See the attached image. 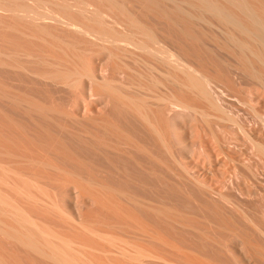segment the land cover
<instances>
[{
    "label": "rangeland",
    "instance_id": "1",
    "mask_svg": "<svg viewBox=\"0 0 264 264\" xmlns=\"http://www.w3.org/2000/svg\"><path fill=\"white\" fill-rule=\"evenodd\" d=\"M42 1L47 2V0H42ZM108 1H110V0H108ZM112 1L113 0H111V2ZM114 1L115 2H113V3L115 4L114 5L115 7L117 5H121L119 7H122L124 4L125 5L127 4V6H123V8L125 10L127 9L126 7H128V10H126L127 12L135 15V17L139 16L138 19L140 18L139 20H142V22L145 23L148 27L150 26L151 29L153 27V30H155L154 32L157 33V35L159 36L157 39H159V38H160V40L163 39L162 42L164 44L166 42V44L170 47V49H173L172 51H174V52L177 51L176 53L180 54L185 61L187 60L188 63L190 61V65L192 64L193 67L199 69L200 71H203L204 73L208 72L206 74H208L209 76L211 74L212 77L215 75V73L217 71H221V69H222V71H224V73L227 76L230 75L231 77H234L238 81L237 84L235 85V87L233 85H230V83H229L230 87L228 86L229 88L227 90V93H224V94H222L221 91H219V89L213 87V90H214L213 93L217 97L219 103H221V105L223 107H225L227 110H229L231 113L234 114V115L233 114L232 115H233V117H235L236 120H238L239 122L245 123L247 127L253 128L256 131L257 134L255 133V136H254L255 139L260 140V141H264V123H263L264 121L263 120L261 121L260 118L255 115V113L252 109L253 106H255V107H257L256 109H258L260 112L264 113V93H263L264 87L260 86L256 82L249 81L242 74V72H239L238 70H236L237 59L230 52L227 53L226 48L222 49L223 46H222L221 42L224 40L225 36L223 34H225L227 32V28H225L223 25H221L217 20H215L210 15L205 13V16H204L203 15L204 13H202L200 10H198V9L194 10V8L192 6L189 7L190 5L186 4L185 2L183 3V0H181L182 2L180 0H171V1L170 0L169 1L168 0H160V1L156 0V2H157L156 6L151 7V10L148 9V7L144 5V2H142L140 0H133V1H131V0H120L121 2H118L119 4L117 3V1H119V0H114ZM163 1L165 4L163 3ZM176 1H178V2L180 1L179 5H178V2H176ZM219 1L221 3L223 2V0H219ZM263 1L264 0H260V1L259 0H249L247 2L250 3V5L252 3L251 7H253V9L257 10L258 5L260 6L261 4H263V6H264ZM124 2H126V3H124ZM174 2H176L177 4H175ZM27 4L31 5L34 8H38V9L40 8L39 9V11L41 10L40 12L46 11L47 8L45 9V6L51 7L53 5V4H51V5L41 4V6H39V4L34 2V0H27ZM222 4H225V3L223 2ZM255 4H256V6H255ZM114 6L110 5L108 2H105L104 5L98 4V8L101 9L100 10L101 13H100V11H99V13L101 15L102 14L107 15V14H111V13L116 14V15L119 14L118 9L114 8ZM175 8H178V9L176 10ZM185 8H188V9H185ZM109 9L110 10L115 9V10H114V12L111 10V12H110ZM104 10H105V12L102 13V11H104ZM130 10L132 12H134L135 14L131 13ZM158 10H159V12H158ZM188 10H191V11H188ZM107 11H108V13H107ZM180 11H183V12H180ZM69 12L71 15H74L75 17H79V18L81 17L80 13L76 10H70ZM136 12L138 13V15ZM139 12H140V14H139ZM174 12H175V14H174ZM187 12H189V14ZM235 12H236V10H235ZM161 13L162 14L164 13L163 16ZM179 13H180V15H179ZM169 14H170V16H169ZM193 14H194V16H193ZM15 15L16 14L11 13L10 11H6V10H3L0 8V22H1L0 23V31H1L0 32V42H1L0 43V59H1L0 60V117H1L0 118V159H1L0 162L2 164L5 163L4 164L5 166H8L12 163L10 165L11 167L17 169L20 172L23 171L24 175L26 174L27 176H29V175L33 176V178H35L36 180H34L32 177H30V178H32L34 181L44 183V185H46L47 188L49 186V189H50V191L48 189V191L50 192L49 194L50 195L53 194L52 199L55 197L54 199L56 200V203H58V205L63 207L64 211H67V210L72 211L75 209H79L80 211H82V213H80L81 215L84 214L83 216H86V217L90 218L91 220H94L95 222H98L100 224H103L104 222H105V224H114L115 227L117 228L116 229L114 227L115 231L117 230L118 232H122L123 230H127V231H129V232L126 231L127 234H125V231H123L122 233L128 237L133 234L135 236V237L131 236L133 239L135 238V240L141 241V242L144 241L142 239L136 238L137 233H134L135 232L134 230H132L130 227L127 228V225L124 223L126 221V218L123 216L122 213H119V212H117L119 214L114 213V212L110 211V209H108L107 207H103L97 203L95 205V202L93 200H91L90 197H88L89 201H88V198L82 200L81 199L82 197L79 198V200H77V198L74 195H71L68 192V189H70L69 186H71L69 184V177H67L68 175H66V172L65 173H62V172H64L65 169H69V167L71 170L75 171V169H76L77 172L81 171L80 173H82V174L84 172V176L90 177L91 179L93 178L95 181H101L105 184L107 183L106 185L107 186L109 185L108 186L109 188L112 187L114 189V187H116V190L119 191L120 195L124 199L123 201H125V202L127 200H129L128 197L134 195L133 197L135 199H137L136 200L137 201L136 210L138 209L137 212H139V214H138L139 217L141 219L146 218L145 222H148V224L150 226H153V228L158 229L163 234H166V236L169 239L171 236L170 240L172 242H173V239L175 238L174 240H176V241L173 242L174 244H177L180 246L182 245L183 247L188 249V251H192L193 253L202 254V256H204V257L205 256L206 257H214V255L216 253L215 249L220 245L219 247L223 248V254H224V256H226V260L229 259L228 261L229 262L231 261L232 262L231 264H236L232 261V259L230 257V253L227 250V247L230 245V243H232V240H233L231 238L232 233L234 230H239V229L240 230H247V231H255L257 229V227L255 228L256 225H254L252 222H249L247 220L246 213L249 214L248 216H250V217L251 216H261L262 210L264 208V161H263L264 159H260V156L258 155V153H256L257 151L254 149V146L251 143V141L248 138H245L246 136L242 135V133L239 129V126L232 121H227V120L226 121H219V120L217 121V119L213 118L212 116H210L211 117L210 119L208 118L209 120L207 122L198 113H196L192 110L188 111L186 109L187 110L186 111L185 109H183V110L182 109H174L172 112V111H169V108H167V110H168L167 111L165 109L166 107H164L162 104H160L156 100H154L155 98L153 99L154 94L157 92L156 95H159L158 93L162 94L166 91H170L171 89L174 90L173 93H175V94L179 95L180 92L178 91V88L176 86L165 83L166 85L165 84L164 85L158 84V86H160V88L157 87L158 89L155 90L156 92L152 93L149 90V86L151 84L150 78H151V75H154V74L156 75V76L154 75V77L160 78V76L157 72L152 73V72L148 71L149 73L145 77L146 79L141 78L140 76H138V77L133 76L132 74H134L133 72L135 71V69H138V71H139V69H142L141 68L142 66L140 67V65L138 63L134 62L132 59H130V58L128 59L129 56H127L125 58V55H124V57H123V55H121V54H123L121 50H118L117 48L112 47L110 45H106V46L101 45V46H103V47H101L100 44L95 43V42H91L92 41L91 39H88V37L79 33L75 29L68 27L64 22L61 23L59 21L60 22L59 23L58 21H55L54 19L48 18L47 20L45 19L41 22L39 21L38 23L39 24L41 23L39 25L38 23H36L35 21H32L29 18L28 19L27 18H21L20 19V17H18L17 15L15 16ZM148 15H149V17L151 16L152 18L151 17L149 18ZM191 15H192V18L190 17ZM200 15L203 19L200 17ZM196 16H198V17L196 18ZM141 17H143V18H141ZM199 17H200V19H199ZM205 17H207L208 20L207 19L205 20ZM18 18H19V21H18ZM189 18L191 21L188 20ZM106 20L108 22H111L108 19H106ZM106 20H104V21H106ZM160 20H162V21H160ZM195 20H196V22H195ZM32 22L35 24V26H32V25H34ZM213 22L215 23V26L219 25L218 27L221 26L222 29H221V27L218 28V27H215L214 25H211V24H213ZM39 26H41V27H39ZM42 26H44V28L46 27L47 29L50 27L48 30H51V31L48 33L46 28L42 29L43 28ZM197 26L199 27V29L197 28ZM34 27H35V29H33ZM193 28H195V29H193ZM206 30H208V31H206ZM224 30H225V32H224ZM44 31H46L47 33ZM162 31H164V32H162ZM190 31H191V33H190ZM214 31H216V32H214ZM42 32H44V34ZM217 32H218V35H216ZM222 32H224V33H222ZM23 33H24V35H23ZM45 33H46V35H45ZM194 34L196 36L197 35L198 36L196 37ZM30 35H32V36L30 37ZM39 35H41V36H39ZM189 36H192V37H189ZM199 36L203 39V41ZM167 38H168V40H167ZM196 38H198V39H196ZM65 40H68V43L71 42L70 43L71 48H68L69 44H67V41L65 42ZM197 40H198V42H197ZM219 41L221 44L219 43ZM64 43H66L67 45H65ZM74 44L76 45L77 50H76ZM169 44H171V45H169ZM194 44L196 47L194 46ZM81 45H82V47H81ZM209 46H210V48H209ZM36 47H38V48H36ZM201 47H203V48H201ZM39 48H40V50H39ZM80 48H81V50H80ZM112 48L114 49L113 51H112ZM108 49H110V50L108 51ZM183 49L188 50L189 54H187ZM100 51H101V53H100ZM29 53H31V54H29ZM47 53H49V55ZM204 53H206V54H204ZM112 54L115 56L120 54L121 56H119V58L117 56V58H115V61H114L112 58L114 56ZM33 56L36 59H34ZM50 56H52V57L50 58ZM81 56H83V59L85 61L82 58H80ZM200 56H202V57H200ZM207 56H209V57H207ZM37 57H39V59L41 57L42 58L39 60V59H37ZM189 58H191V59H189ZM122 59L124 61H122ZM199 59H201V60H199ZM17 60L18 61L20 60V61L16 62ZM42 60L45 62H43ZM112 60H113L114 64H113ZM116 61L120 65H123V67H121L118 64L120 68L124 69L123 72L119 67H117ZM193 61H194V64H193ZM220 61L222 64L220 63ZM222 61H224V62H222ZM29 62H30V65H29ZM52 62H55L56 64L52 63ZM123 62L128 63V65H126V63L124 64ZM45 63L47 66L45 65ZM201 63L205 64L206 69H205V67L202 66ZM19 64L21 66H19ZM90 64L92 65V68H91ZM209 64H210V66H209ZM228 64H229V66H228ZM50 65L52 66V68L49 67ZM59 65L63 66V67H59ZM129 65L132 67H127ZM136 65H137V67H136ZM194 65H196V66H194ZM99 66H100V68L102 67L101 69L103 72H105V69H106L105 73H107V74L104 73V75H103L104 78H103L102 74H100V77H99L100 82L103 81V79H105L106 77L110 78L116 74L115 76L118 79V81L120 82V83L119 82L117 83V86L119 87V89L123 90V92H125V93L121 92V90H119L118 88L116 89V87H117L116 84H111L112 87L110 85L109 86L107 85V87L106 86L103 87V85L102 86L99 85V88L97 87L96 89H94L93 87H90V86H93L95 83L93 81L91 82V80L88 77H86V75L83 76L84 71L86 70L87 67H88V69H96V67H97V69L100 72ZM217 66H220V67H217ZM58 67L59 68H68V69H72L73 71L80 72L79 74H82L81 76L80 75L78 76V79L80 78L79 79L80 81L78 82V79L76 80L74 77L72 78V80H70V82L69 81L65 82V81H62L60 79H58V81H57L53 78H50V80H48L49 77L46 76V78H45V75H42V74H44L48 71H51L55 68H58ZM31 68H33V69H31ZM117 68L120 69V71ZM47 69H48V71H47ZM210 69H212V70H210ZM35 70H36V72H34ZM107 70H108V72H107ZM114 71H115V74H113ZM124 71H125V75H124L125 79L123 80ZM40 72H42V73H40ZM109 73H110V75H109ZM212 73H214V74H212ZM38 75H40V76H38ZM41 76H43V77H41ZM82 76H83V78H81ZM3 78H4V80H3ZM147 78H148V80H150V82L147 80ZM51 79H53V80H51ZM142 79L144 82L142 81ZM47 80H48V82H47ZM82 80H83V82H82ZM75 82H77V83H75ZM122 82L125 83V85ZM70 83H72L73 85L72 84L69 85ZM91 83H94V84L92 85ZM141 83H143L144 86L141 85ZM113 85H115L116 87L115 86L113 87ZM122 85H123V87H122ZM128 85H130L132 87L131 88L126 87V89H125V86H128ZM166 86L169 87L170 90H168V88ZM107 88H108V90H107ZM113 88L116 91L111 90ZM141 88L142 89L144 88V89L142 90ZM233 88H236L238 90L237 93H236L235 89H233ZM133 89L134 90L136 89V90L134 91ZM100 91L102 93H100ZM112 91H113V94L111 93ZM114 91L115 92L119 91L118 92L119 94L117 93V95H116L114 93ZM108 92L111 94H109ZM131 92H132V94H131ZM121 93L124 95L127 94L130 96L139 97V98H141L143 96L144 99L143 98L142 99L144 102H145V99L148 100V101L146 100L148 104H146L144 102H142V104H143V106L146 107L148 112H150L148 115L149 116H150V114L152 115V117H149V118H152L151 121L153 122V124L156 122V124H154V125L155 126L157 125L160 132L163 134V135H161V136H163V138L159 137V135L153 130L152 126L149 125V123H147L141 117V115L138 114V112H136L137 111L136 107L133 106L132 104H130L127 101V99H125L123 97V95ZM120 94L122 95V97L120 96ZM133 94H135V95H133ZM116 98L118 100H116ZM121 102H122V104H121ZM37 104H38V106H37ZM205 104L206 103L203 102L202 106L205 109H207L208 112H212V109H210V107L207 104L206 105ZM128 105H129V107H131V109H129V107H127ZM155 105L156 106L159 105L158 110H157V107ZM39 106H40V108H39ZM124 106L126 107V109ZM152 108H153V110H152ZM41 109H42V111H41ZM44 109H45V111H44ZM144 109L145 108H143V110ZM146 109H145V111L147 112ZM160 109L162 111H164V113ZM131 110H133V111H131ZM154 111L156 112V114ZM125 112H127V113H125ZM165 113H166V115L163 116V114H165ZM160 114L162 116H160ZM155 115L157 117H159L158 118V120H160L159 122L157 121V117ZM166 118H168V119H166ZM158 123L160 124L162 129L160 128ZM164 123H165L166 127L164 126ZM141 124H143V125H141ZM167 125H168V128H167ZM163 127H164V129H163ZM146 128H150V129H146ZM163 131H165V133H163ZM164 134H166V135H164ZM128 137H130V138H128ZM165 137L166 138L168 137L167 140ZM162 140H166V143L168 146L166 144H164L165 141L162 142ZM80 142H82V143H80ZM113 147L115 150H113ZM143 148H145L144 149V150H146L145 152H144ZM167 149H170L171 152L172 151H174V152H172V153L170 152L171 153V155H170L169 152L167 151ZM101 150L103 151L104 154H102ZM138 150H140V151H138ZM20 153H21V156H20ZM65 153H66V155H65ZM105 154L108 156H106ZM117 154H118V156H116ZM122 154H124V155H122ZM134 154L136 155V157ZM150 154H151V156H150ZM153 154L156 156V158L154 157ZM165 154H167V155L165 156ZM174 154L177 155L176 157L180 158L181 161L177 162L176 161L177 158H175V157L172 158V156H174ZM70 157H71V159H70ZM77 158H79V159H77ZM150 158H152V159H150ZM159 158L162 159L163 161H157V160H160ZM89 159L92 161H90ZM96 159H98L99 161ZM155 159H157L156 162H155ZM40 161H41V163H40ZM47 161L50 162L51 164H49ZM77 161L78 162L80 161L79 164ZM81 161H82V163H81ZM84 161L87 163L86 165H85ZM17 163L19 166L17 165ZM93 163H95V164H93ZM170 163L172 165L171 168L168 167V166H170ZM43 164H46V165H43ZM76 165H77V167H76ZM115 165H117V166H115ZM118 165H120V166H118ZM166 165H168V166H166ZM183 165H186L188 170L190 169L189 171L191 172L192 175L194 174V176H198L200 179L207 181V183L209 185H211V187L214 188V190H218V192H220V193L222 192L221 193L222 195L218 194V192L216 191L217 193H213L216 195L212 196V194H210V192L206 186H204L203 184H195L192 181V178L190 176L186 175V173H184L185 171L183 169ZM53 166H58V167H53ZM81 166H83V167H81ZM102 166H103V168H102ZM58 168L61 169L60 170L61 172L58 171L59 170ZM105 168L109 171L107 172V170ZM0 169H1V167H0ZM88 169L90 170L89 173H87ZM97 169H99V170H97ZM240 170H241V172L239 173L238 171H240ZM173 171L175 172L174 174H173ZM0 172H1V170H0ZM95 172H97V173H95ZM133 172H135V173H133ZM161 172H162V174H161ZM100 173H102V174L100 175ZM157 173H159V174H157ZM90 174H92V175H90ZM142 174H144V175L142 176ZM178 174H179V176H178ZM60 175L63 179L60 177ZM105 175L107 178L105 177ZM155 175H157V176H155ZM160 175L161 176L163 175V177H161ZM236 175L238 176V178ZM241 175L244 177L242 178ZM129 176L132 178L130 179ZM188 177H190V178H188ZM229 177L231 179H233V181H231V179ZM143 178H145V179H143ZM239 178H240V180H239ZM117 179H119V180H117ZM137 180L139 181V183ZM236 180L238 181V183ZM246 181H248V182H246ZM66 182H68V184ZM132 183H134V184H132ZM245 183H247V185ZM112 184H115V185H112ZM250 184H252V185H250ZM125 185H127V186H125ZM178 185H180V187H182L183 190ZM248 185H250V190H249V188L246 187ZM117 187H118V189H117ZM123 187H125L126 189ZM139 187H143V188H139ZM199 187H201V188H199ZM0 188H1L0 190H2V188H3L2 193H3V195L5 194L4 196L5 197L7 196L9 200L11 199L10 196L11 195L13 196L12 200H14V203L16 202L15 204H17L18 207L23 206L22 209L24 211H25V209L26 210L28 209L27 210L29 212L28 214H31V215L33 214L36 221H37L38 217L42 219V223H41V219H39V218H38V220H40V221H37V222H39L40 224H43V225H45L47 223V225H48V226L46 225L47 227H49V224H51L52 229H54L53 231H55V229H56V231L60 232V234H63L64 236L65 235L69 236L68 238L72 237L70 239L72 241L74 240L77 244L80 243L79 245L75 246L76 244L73 241L74 242V244H73L74 249L76 248V250L78 249L77 252L79 251L78 254L80 253V251H82V253H84L86 251L85 250L86 248L84 249L85 246H83V248H82L81 245L86 244V242H88L87 243L88 245L91 244L90 246H92V248L91 247L90 248L92 250H90L89 246L86 244V247L88 246V248H87L88 253L87 252L84 253L85 257L83 256L84 254H81V253L79 254V255H81L80 256L81 259L85 258L84 259L85 261H90V259H91L90 257H92V259L96 258V259L92 260L94 263L97 260L96 261L97 263H95V264H100V263L103 264V261L105 264H107V262H108V264H110V263L112 264V261L111 260H110L111 262L109 261L108 256L106 258V255L102 253V255H104V256H102V257H104V260H103V258L101 256H99L101 251H99V250L97 251L96 248H93V247L99 246L97 239L94 238L93 236H91L90 234H87L84 231L77 230L79 228H76V227L73 228V225L68 224V221L64 220L63 214L61 215L60 213H58V212L56 213L55 211L53 212L47 208L44 209L43 206H41V205H39L33 201H29V199L24 198V196L17 194L16 192L13 193V191L10 188H7V186L4 184H0ZM121 188L123 190H121ZM237 188L239 191L237 190ZM143 189L144 190L146 189V190L144 191ZM135 190H136V192H134ZM195 190H196V192H195ZM56 191H57V193H55ZM124 191L127 192L128 194L124 193ZM188 191L190 194L188 193ZM238 192L239 193L241 192V194H239ZM6 193H8L10 196L7 195ZM122 193L127 194V196L128 195L129 196L128 197L125 196V197H127V198H125ZM242 193L244 194L243 196H241ZM225 194H228V195H226L227 198H226ZM230 195H231V197H230ZM71 196H73V198ZM205 196H209V197L207 198ZM137 197H139V198H137ZM142 198H143V200H142ZM192 198H195L196 200L198 198V200L197 201L194 199L192 200ZM221 198H223V199H221ZM228 198H229V200H227ZM230 198H232L233 201L230 200ZM138 199H139V201L144 202L143 203L144 205L141 202H139ZM205 199H206V201H205ZM12 200H10V201L12 202ZM76 201H78V203H76ZM82 201H85V203ZM152 201H154V202L157 201V202L155 204H153L154 202H152ZM201 202H203V203H201ZM240 202L243 204H241ZM140 203H141V205H140ZM146 204H147V206H146ZM150 204H152V206ZM161 204H163V206H161ZM164 204H165V207H164ZM237 204H241V205H237ZM183 205H184V207H183ZM216 205H218L219 208L216 207ZM220 205H221V207H220ZM30 206H32V207H30ZM170 206L173 208L170 209ZM63 208H61V209L63 210ZM142 208H143V210H142ZM160 208H161V211H160ZM193 208H195V209H193ZM221 208L224 210H222ZM151 209H153V211ZM79 210H77V211H79ZM158 210L161 213H159ZM104 211H106V212H104ZM162 211L165 213L164 215L162 214ZM250 211H251V214H250ZM256 211H258V212L260 211L259 212L260 214H258ZM204 212H205V214H204ZM46 213H48V214L46 215ZM51 213L54 215L52 216ZM113 213L115 215L117 214V217ZM157 213H159V214L157 215ZM183 213H184V216L182 215ZM217 213H218V215H217ZM58 214H60V215H58ZM166 214L168 216L170 215L169 217H171L170 218L171 220L172 219H175V220L171 221L168 217H166ZM196 214H198V215H196ZM254 214H256V215H254ZM33 216H31V217H33ZM225 216H226V219H225ZM147 217H149V218L147 219ZM159 217H161L162 219ZM188 217H189V219H187ZM198 217H199V219H196ZM115 218H116V220H115ZM166 218L168 219V221ZM121 219H122V221H121ZM236 219H237V221H236ZM155 220H157V221H155ZM189 220L192 224H190ZM224 220L226 222V225H225ZM64 221H65V224H63ZM192 221L195 222L196 226L194 225V223ZM244 222H246V223H244ZM217 223H219V224H217ZM123 224H124V226H123ZM186 224H188V228H187ZM252 224H253V227H252ZM171 225H172V227H171ZM216 225H217V227H216ZM228 225L231 226V227H229V229H228ZM246 225H247V227H246ZM178 226H179V228H178ZM51 227H49V228L51 229ZM121 227H125V228H121ZM221 227L223 228L224 231L222 230ZM225 227H227V229H225ZM118 228H121L122 231L119 230ZM184 228H185V230H184ZM217 228H219V229H217ZM237 228H239V229H237ZM110 229H113V228H110ZM173 229L174 230L176 229L178 231H176V230L174 231ZM202 231L205 233H202ZM199 232H201V233H199ZM209 232H210V234L211 233L212 234L210 235ZM220 232H221V234H220ZM230 232H232V233H230ZM169 233H171V234H169ZM189 234L192 236H190ZM2 235L3 234L0 233V253H1L0 255L5 258V263L10 262V264H49L48 262L42 260L39 256L37 257L34 253L26 250L19 243L15 242L14 240H12L8 237L5 238V236L4 235L2 236ZM174 235H176V236L174 237ZM206 235H208V236H206ZM185 236H186V239H185ZM213 236H215L217 239ZM88 237L89 238L93 237L92 239H95V240L88 239ZM199 237L201 239H199ZM219 239H220V241H219ZM193 240H195V241H193ZM204 241H206V242H204ZM207 242H208V244H207ZM144 243H146V242L144 241ZM213 243H214V246H213ZM193 244H194V246L192 247ZM210 245L212 247H210ZM224 245H225V247H224ZM204 247H206V248H204ZM93 249L94 250L96 249L95 252L97 254L94 252ZM196 250H198V251H196ZM89 252H91V254L94 253L93 254L94 257H93V255L89 254ZM175 254L176 253H174L173 258H176L179 261L181 260V262H184V264H187V263L188 264H194V263L187 262L186 260L184 261L182 256H179L178 254H176L177 255L176 256ZM86 257H89V258H87L89 260H87ZM100 259L102 260L101 262H100ZM120 261H122V259L118 260L119 263H120ZM98 262H100V263H98ZM115 263L113 262V264H115ZM128 263L129 262H127L126 260H123V262H122V264H128ZM129 264H133V263H129Z\"/></svg>",
    "mask_w": 264,
    "mask_h": 264
},
{
    "label": "bare ground",
    "instance_id": "2",
    "mask_svg": "<svg viewBox=\"0 0 264 264\" xmlns=\"http://www.w3.org/2000/svg\"><path fill=\"white\" fill-rule=\"evenodd\" d=\"M133 1V0H131ZM142 2H144V5L148 7V9L151 10V7L156 6L157 2L156 0H140ZM160 1V0H159ZM158 1V2H159ZM169 1V0H168ZM171 1V0H170ZM181 1V0H180ZM179 1V2H180ZM247 1L249 0H223V2L225 4H222L219 0H183V3L185 2L186 4L190 5L189 7H193L194 10L198 9L200 10L202 13H204L203 15L205 16V13L210 15L211 17H213L215 20H217L221 25H223L225 28H227V32L225 34H223L224 40L221 42L222 43V49L226 48L227 49V53H231L236 59H237V65H236V70H238L239 72H242V74L249 80L252 82H256L258 83L260 86L264 87V6L263 4H261L260 6L258 5V9H253V7H251L250 3H248ZM260 1V0H259ZM34 2H36L37 4H39V6H41V4H48L51 5L53 4L51 7H46L45 9L46 11L40 12L38 8H34L31 5L27 4V0H0V8L6 11H10L11 13L16 14L18 17L21 18H29L32 21H35L36 23H38L39 21H43V20H47L48 18L50 19H54L55 21H60L61 23L64 22L68 27H71L73 29H75L76 31H78L79 33L85 35L86 37H88V39H91V42H95L101 45H110L112 47L117 48L118 50H121L123 54V57L125 55V58L127 56L128 59H132L134 62L138 63L140 65V67L142 69H135V71L133 72L134 74H132L133 76H140L141 78H145L147 76V74L149 72H157L160 76V78L158 77H154V75H151V84L149 86V90L153 93H155L156 89L160 88L159 85H164L166 84H171L173 86H176L178 88V91L180 92V94H175L173 93L174 90H170L169 87L168 90L170 91H166L162 94L158 93L159 95H156L157 92L154 94L153 99L156 100L158 103L162 104L164 107H166L165 109L167 110V108H169V111H172L174 109H187L192 110L196 113H198L202 118H204L207 122L208 120L211 118L210 116H212L213 118L217 119V121H232L234 123H236L239 126V129L242 133V135L246 136L245 138H248L251 143L254 146V149L257 151L256 153H258V155L260 156V159H264V141H260L254 138L256 131L253 128H249L246 126L245 123L239 122L238 120L235 119V117H233V113H231L229 110H227L225 107H223L221 105V103H219L217 97L215 96V94L213 93V87L219 89V91H221L222 94L227 93L228 88L230 87V85H233L235 87V85L237 84V80L234 77H231L230 75L227 76L224 71H217L215 73V75L212 77L211 74L210 76L206 73H204L203 71H200L199 69L193 67V65H190V61L189 63L187 62V60L185 61L183 59V57L180 54H177L176 52L172 51L173 49H170V47L166 44L162 42V40L157 39L159 36L157 35V33H155L153 30V27L151 29V27L147 26L145 23L142 22V20H139L138 17H135V15L130 14L129 12H127L126 10H128V7H126L127 9L125 10L123 8V6H127V4L123 5L122 7H119L121 5H117L116 7L114 6L115 4L113 2H115L114 0L111 2L108 0H47V2H44L42 0H34ZM105 2H108L110 5H113L114 8H117L119 11V14H100L101 13V9L98 8V4H103ZM121 2L120 0L117 1ZM127 2V1H126ZM124 2V3H126ZM178 2V1H176ZM176 2H174L175 4H177ZM178 2V5H179ZM182 2V1H181ZM251 2V1H250ZM256 2V1H255ZM264 2V1H263ZM116 3V4H117ZM160 3V2H159ZM164 3V1H163ZM170 3V2H169ZM257 3V2H256ZM260 3V2H259ZM119 4V3H118ZM123 4V3H122ZM165 4V3H164ZM181 4V3H180ZM33 5V4H32ZM161 5V4H160ZM170 5V4H169ZM168 5V6H169ZM144 6V7H145ZM159 6V5H158ZM162 6V5H161ZM181 6V5H180ZM256 6V4H255ZM107 7V6H106ZM109 7V6H108ZM133 7V6H132ZM183 7V6H182ZM185 7V6H184ZM105 8V7H104ZM112 8V7H111ZM138 9V8H137ZM140 9V8H139ZM162 9V8H161ZM165 9V8H164ZM163 9V10H164ZM176 10L178 8H175ZM188 9V8H185ZM70 10H76L80 13V18L79 17H75L74 15L70 14ZM110 10V9H109ZM113 12L115 9H111ZM110 10V12H111ZM142 10V9H141ZM197 10V11H198ZM234 10V11H233ZM236 10V12H235ZM100 11V13H99ZM131 11V10H130ZM140 11V10H139ZM167 11V10H166ZM165 11V12H166ZM173 11V10H172ZM187 11V10H186ZM191 11V10H188ZM105 12L102 11V13ZM152 12V11H151ZM155 12V11H154ZM159 12V10H158ZM183 12V11H180ZM108 13V11H107ZM116 13V12H115ZM118 13V12H117ZM131 13H134L131 11ZM137 13V12H136ZM144 13V12H143ZM156 13V12H155ZM189 14V12H187ZM191 13V12H190ZM198 13V12H197ZM135 14V13H134ZM140 14V12H139ZM162 14V13H161ZM164 14V13H163ZM162 14V16H163ZM175 14V12H174ZM186 14V13H185ZM195 14V13H194ZM193 14V16H194ZM15 15V16H16ZM138 15V13H137ZM180 15V13H179ZM146 16V15H145ZM170 16V14H169ZM184 16V15H183ZM3 17V16H2ZM149 17V15H148ZM151 17V16H150ZM149 17V18H150ZM157 17V16H156ZM179 17V16H178ZM192 18V15L190 16ZM198 16H196L197 18ZM201 17V15H200ZM199 17V19H200ZM143 18V17H141ZM152 18V17H151ZM202 18V17H201ZM106 19L110 20L111 22H108ZM166 19V18H165ZM195 19V18H194ZM203 19V18H202ZM208 20L207 17H205V20ZM106 20V21H104ZM147 20V19H146ZM190 20V18L188 19ZM198 20V19H197ZM19 21V18H18ZM22 21V20H21ZM153 21V20H152ZM162 21V20H160ZM191 21V20H190ZM49 22V21H48ZM59 22V23H60ZM189 22V21H188ZM194 22V21H193ZM196 22V20H195ZM206 22V21H205ZM1 23V22H0ZM23 23V22H22ZM33 23V22H32ZM31 23V24H32ZM54 23V22H53ZM202 23V22H201ZM34 24V23H33ZM39 24V23H38ZM41 24V23H40ZM39 24V25H40ZM197 25V24H196ZM215 26V23L213 22V24ZM32 26H35L32 25ZM38 26V25H37ZM209 26V25H208ZM213 26V27H214ZM219 26V25H218ZM217 25L215 27H218ZM26 27V26H25ZM41 27V26H39ZM42 29H45L44 26H42ZM48 27V26H47ZM189 27V26H188ZM221 27V26H220ZM218 27V28H220ZM14 28V27H13ZM12 28V29H13ZM16 28V27H15ZM24 28V27H23ZM50 28V27H49ZM48 28V29H49ZM197 28L199 29V27L197 26ZM212 28V27H211ZM2 29V28H1ZM19 29V28H18ZM32 29V28H31ZM35 29V27L33 28ZM46 28V30L48 31V33L51 30H48ZM189 29V28H188ZM195 29V28H193ZM205 29V28H204ZM222 29V27H221ZM20 30V29H19ZM40 30V29H39ZM201 30V29H200ZM216 30V29H215ZM9 31V30H8ZM38 31V30H37ZM36 31V32H37ZM64 31V30H63ZM187 31V30H186ZM208 31V30H206ZM205 31V32H206ZM1 32V31H0ZM23 32V31H22ZM46 32V31H44ZM44 32H42L44 34ZM164 32V31H162ZM189 32V31H188ZM211 32V31H210ZM216 32V31H214ZM225 32V30H224ZM222 32V33H224ZM47 33V32H46ZM45 33V35H46ZM191 33V31H190ZM27 34V33H26ZM38 34V33H37ZM36 34V35H37ZM186 34V33H185ZM184 34V35H185ZM189 34V33H188ZM197 34V33H196ZM207 34V33H206ZM4 35V34H3ZM24 35V33H23ZM52 35V34H51ZM55 35V34H54ZM53 35V36H54ZM165 35V34H164ZM195 35V34H194ZM218 35V32L217 34ZM221 35V34H220ZM219 35V36H220ZM32 35H30L31 37ZM41 36V35H39ZM48 36V35H47ZM52 36V37H53ZM56 36V35H55ZM196 36V35H195ZM198 36V35H197ZM196 36V37H197ZM7 37V36H6ZM29 37V36H28ZM38 37V36H37ZM172 37V36H171ZM192 37V36H189ZM188 37V38H189ZM200 37V36H199ZM215 37V36H214ZM218 37V36H217ZM11 38V37H10ZM14 38V37H13ZM70 38V37H69ZM201 38V37H200ZM27 39V38H26ZM42 39V38H41ZM46 39V38H45ZM84 39V38H83ZM198 39V38H196ZM195 39V40H196ZM202 39V38H201ZM59 40V39H58ZM57 40V41H58ZM61 40V39H60ZM64 40V39H63ZM81 40V39H80ZM168 40V38H167ZM187 40V39H186ZM189 40V39H188ZM212 40V39H211ZM218 40V39H217ZM222 40V39H221ZM49 41V40H48ZM67 41V44H69L68 48L70 47V43H68V40H65V42ZM90 41V40H89ZM166 41V40H165ZM173 41V40H172ZM203 41V39H202ZM54 42V41H53ZM78 42V41H77ZM198 42V40H197ZM205 42V41H204ZM215 42V41H214ZM1 43V42H0ZM62 43V42H61ZM80 43V42H79ZM174 43V42H173ZM192 43V42H191ZM190 43V44H191ZM220 43V41H219ZM220 43V44H221ZM37 44V43H36ZM65 45H67L66 43H64ZM85 44V43H84ZM97 44V45H98ZM189 44V45H190ZM207 44V43H206ZM216 44V43H215ZM73 45V44H72ZM75 45V44H74ZM80 45V44H79ZM78 45V46H79ZM83 45V44H82ZM81 45V47H82ZM89 45V44H88ZM171 45V44H169ZM219 45V44H218ZM55 46V45H54ZM63 46V45H62ZM96 46V45H95ZM101 46V47H103ZM195 46V44H194ZM220 46V45H219ZM18 47V46H17ZM50 47V46H49ZM91 47V46H90ZM196 47V46H195ZM198 47V46H197ZM38 48V47H36ZM48 48V47H47ZM76 48V45H75ZM173 48V47H172ZM183 48V47H182ZM203 48V47H201ZM210 48V46H209ZM52 49V48H51ZM92 49V48H91ZM208 49V48H207ZM28 50V49H27ZM40 50V48H39ZM77 50V48H76ZM81 50V48H80ZM110 49H108L109 51ZM114 49L112 48V51ZM187 54H189V51L186 49H183ZM197 50V49H196ZM45 51V50H44ZM49 51V50H48ZM179 51V50H178ZM183 51V52H184ZM54 52V51H53ZM198 52V51H197ZM201 52V51H200ZM33 53V52H32ZM46 53V52H45ZM51 53V52H50ZM98 53V52H97ZM101 53V51H100ZM113 53V52H112ZM120 53V52H119ZM180 53V52H179ZM193 53V52H192ZM208 53V52H207ZM26 54V53H25ZM31 54V53H29ZM41 54V53H40ZM49 55V53H47ZM73 54V53H72ZM206 54V53H204ZM217 54V53H216ZM38 55V54H37ZM84 55V54H83ZM113 55V54H112ZM120 54H118V58L119 56H121ZM180 55V56H179ZM195 55V54H194ZM202 55V54H201ZM209 55V54H208ZM12 56V55H11ZM27 56V55H26ZM39 56V55H38ZM111 56V55H110ZM114 57L113 60L115 61V58H117V56L113 55ZM190 56V55H189ZM206 56V55H205ZM218 56V55H217ZM32 57V56H31ZM30 57V58H31ZM36 57V56H35ZM40 57V56H39ZM39 57H37V59H39ZM52 56H50L51 58ZM75 57V56H74ZM97 57V56H96ZM191 57V56H190ZM202 57V56H200ZM204 57V56H203ZM209 57V56H207ZM2 58V57H1ZM11 58V57H10ZM16 58V57H15ZM34 58V56H33ZM42 58V57H41ZM40 58V59H41ZM44 58V57H43ZM80 58L83 59V56H81ZM103 58V57H102ZM106 58V57H105ZM36 59V58H34ZM39 59V60H40ZM121 59V58H120ZM124 59V58H123ZM122 59V61H124ZM191 59V58H189ZM203 59V58H202ZM1 60V59H0ZM75 60V59H74ZM81 60V59H80ZM84 60V59H83ZM111 60V59H110ZM112 60V62H113ZM195 60V59H194ZM201 60V59H199ZM210 60V59H209ZM230 60V59H229ZM5 61V60H4ZM20 61V60H19ZM18 60L16 62H19ZM43 61V60H42ZM48 61V60H47ZM85 61V60H84ZM196 61V60H195ZM33 62V61H32ZM45 62V61H43ZM64 62V61H63ZM81 62V61H80ZM88 62V61H87ZM117 62V61H116ZM208 62V61H207ZM206 62V63H207ZM213 62V61H212ZM224 62V61H222ZM227 62V61H226ZM24 63V62H23ZM27 63V62H26ZM34 63V62H33ZM41 63V62H40ZM39 63V64H40ZM55 63V62H52ZM124 64L126 62H123ZM199 63V62H198ZM218 63V62H217ZM221 63V61H220ZM13 64V63H12ZM25 64V63H24ZM56 64V63H55ZM87 64V63H86ZM114 64V62H113ZM119 63L117 62V67H119L118 65ZM194 64V61H193ZM203 67H205L204 63H201ZM212 64V63H211ZM222 64V63H221ZM227 64V63H226ZM3 65V64H2ZM9 65V64H8ZM14 65V64H13ZM30 65V62H29ZM28 65V66H29ZM33 65V64H32ZM44 65V64H43ZM46 65V63H45ZM49 65V64H48ZM84 65V64H83ZM126 65H128V63H126ZM132 65V64H131ZM215 65V64H214ZM213 65V66H214ZM232 65V64H231ZM15 66V65H14ZM19 66H21L19 64ZM37 66V65H36ZM47 66V65H46ZM55 66V65H54ZM53 66V67H54ZM80 66V65H79ZM91 68L92 65L90 64ZM94 66V65H93ZM121 67H123V65H120ZM196 66V65H194ZM210 66V64H209ZM212 66V67H213ZM229 66V64H228ZM227 66V67H228ZM233 66V65H232ZM34 67V66H33ZM49 67L52 68V66L50 65ZM59 67H63L60 66ZM55 68L51 71H47L46 73L42 74L49 77L48 80H50V78H53L55 80L58 81V79L65 81V82H70V80H72V78L74 77L76 80L78 79V76L82 75L79 74L80 72L78 71H73L72 69H68V68ZM86 67V66H85ZM111 67V66H110ZM126 67V66H125ZM124 67V68H125ZM127 67H132V66H127ZM137 67V65H136ZM220 67V66H217ZM21 68V67H20ZM100 68V66H99ZM102 68V67H101ZM100 68V72L97 69H88V67L86 68V70L84 71V75H86V77H88L91 82L93 81L94 83H91L94 89H96L97 87L99 88V85H103L107 87V85L111 86V84H116L119 82L118 79L116 78V74L115 71L113 74H115L114 76L108 78L106 77L105 79H103V81L100 82L99 77L100 74H102V76L104 75L105 72L102 71V69ZM115 68V67H114ZM120 68V67H119ZM215 68V67H214ZM33 69V68H31ZM88 69V70H87ZM104 69V68H103ZM113 69V68H112ZM118 69V68H117ZM123 72L124 69L120 68ZM120 69H118L120 71ZM130 69V68H129ZM132 69V68H131ZM206 69V67H205ZM204 69V70H205ZM216 69V68H215ZM229 69V68H228ZM21 70V69H20ZM46 70V69H45ZM212 70V69H210ZM103 73H102V72ZM111 71V70H110ZM149 71V72H148ZM36 72V70L34 71ZM108 72V70H107ZM214 72V71H213ZM231 72V71H230ZM42 73V72H40ZM82 73V72H81ZM111 73V72H110ZM109 73V75H110ZM35 74V73H34ZM107 74V73H105ZM214 74V73H212ZM37 75V74H36ZM108 75V76H109ZM112 75V74H111ZM125 75V71L123 73V76ZM130 75V74H129ZM128 75V76H129ZM40 76V75H38ZM83 76L81 78H83ZM127 76V77H128ZM131 76V75H130ZM132 76V77H133ZM156 76V75H155ZM43 77V76H41ZM118 77V76H117ZM131 77V78H132ZM149 77V76H148ZM39 78V77H38ZM87 78V79H88ZM104 78V76H103ZM51 79V80H53ZM80 79V78H79ZM78 79V82L80 81ZM85 79V78H84ZM125 79V76L123 77V80ZM129 79V78H128ZM133 79V78H132ZM146 79V78H145ZM4 80V78H3ZM47 80V82H48ZM54 80V81H55ZM75 80V81H76ZM148 80V78H147ZM150 80H148L150 82ZM243 80V79H242ZM132 81V80H131ZM136 81V80H135ZM138 81V80H137ZM143 81V79H142ZM74 82V81H73ZM83 82V80H82ZM124 82V81H123ZM122 82V83H123ZM144 82V81H143ZM228 82V83H227ZM16 83V82H15ZM77 83V82H75ZM120 83V82H119ZM134 83V82H133ZM139 83V82H138ZM230 83V85H229ZM241 83V82H240ZM72 83H70L69 85H71ZM90 84V85H91ZM125 85V83H123ZM127 84V83H126ZM140 84V83H139ZM165 84V85H166ZM239 84V83H238ZM2 85V84H1ZM73 85V84H72ZM131 85V84H130ZM125 86L127 88H131L132 86ZM134 85V84H133ZM141 85H143V83H141ZM140 85V86H141ZM146 85V84H145ZM170 85V86H171ZM115 85H113L114 87ZM115 86V87H116ZM120 86V85H119ZM144 86V85H143ZM229 86V87H228ZM67 87V86H66ZM110 87V88H111ZM123 87V85H122ZM136 87V86H135ZM139 87V86H138ZM147 87V86H146ZM158 87V88H157ZM119 89V87L117 86L116 89ZM137 88V87H136ZM140 88V87H139ZM145 88V87H144ZM143 88V89H144ZM6 89V88H5ZM92 89V88H91ZM123 89V88H122ZM124 89V90H125ZM142 89V88H141ZM142 89V90H143ZM147 89V88H146ZM162 89V88H161ZM232 89V88H231ZM230 89V90H231ZM235 89L236 93H237V89ZM32 90V89H31ZM101 90V89H100ZM108 90V88H107ZM106 90V91H107ZM111 90H115L114 88ZM121 90V89H119ZM128 90V89H127ZM126 90V91H127ZM132 90V89H131ZM134 90V89H133ZM136 90V89H135ZM134 90V91H135ZM167 90V89H166ZM264 90V89H263ZM92 91V90H91ZM96 91V90H95ZM102 91V90H101ZM100 91V93H102ZM105 91V90H104ZM116 91V90H115ZM114 93L117 95V93L119 92H115ZM148 91V90H147ZM162 91V90H161ZM164 91V90H163ZM121 92H123V90H121ZM139 92V91H138ZM231 92V91H230ZM109 93V92H108ZM113 94V91L111 92ZM109 93V94H111ZM125 93V92H123ZM134 93V92H133ZM264 93V92H263ZM5 94V93H4ZM21 94V93H20ZM54 94V93H53ZM114 94V95H115ZM119 94V93H118ZM122 94V93H121ZM120 96L127 99V101L132 104L133 106L136 107V112H138V114L141 115V117L147 122L149 123V125L152 126L153 130L159 135V137L163 138V135L159 128L157 127V125L155 126L154 124H156V122L153 124V122L151 121L152 115L150 114V116L148 115L150 112H148V110L146 109L145 106H143L142 102L144 97L140 96L139 97H133L130 95H124L122 94ZM132 94V92H131ZM136 94V93H135ZM133 94V95H135ZM50 95V94H49ZM101 95V94H100ZM138 95V94H137ZM19 96V95H18ZM118 97V96H117ZM151 97V96H150ZM143 98V99H142ZM120 99V98H119ZM116 100H118L116 98ZM147 99H145L146 104ZM152 100V99H151ZM153 101V100H152ZM26 102V101H25ZM36 102V101H35ZM38 102V101H37ZM118 102V101H117ZM123 102V101H122ZM121 102V104H122ZM127 102V103H128ZM206 103L210 109H212V112H208L207 109H205L202 106V103ZM154 103V102H153ZM156 103V102H155ZM20 104V103H19ZM117 104V103H116ZM115 104V105H116ZM120 104V103H119ZM129 104V105H130ZM159 104V105H160ZM205 104V105H206ZM3 105V104H2ZM33 105V104H32ZM55 105V104H54ZM126 105V104H125ZM129 105L127 107H129ZM159 105H155L157 107V110L159 109ZM38 106V104H37ZM48 106V105H47ZM251 106V105H250ZM253 106V105H252ZM45 107V106H44ZM125 107V106H124ZM40 108V106H39ZM143 108H145L147 110V112L145 111V109L143 110ZM163 108V107H162ZM161 108V109H162ZM257 107L253 106V111L255 113V115L257 117L260 118V120L264 121V113L260 112L258 109H256ZM122 109V108H121ZM126 109V107H125ZM129 109H131V107H129ZM156 109V108H155ZM160 109V110H161ZM4 110V109H3ZM119 110V109H118ZM153 110V108H152ZM163 110V109H162ZM161 110V111H162ZM186 110V111H187ZM42 111V109H41ZM45 111V109H44ZM133 111V110H131ZM130 111V112H131ZM168 111V110H167ZM180 111V110H179ZM37 112V111H36ZM155 112V111H154ZM164 113V111H162ZM127 113V112H125ZM158 113V112H157ZM160 113V112H159ZM192 113V112H191ZM130 114V113H129ZM134 114V113H133ZM156 114V112H155ZM233 114V115H232ZM166 115L163 114V116ZM156 116V115H155ZM159 116V115H158ZM160 116H162L160 114ZM157 117V116H156ZM1 118V117H0ZM129 118V117H128ZM135 118V117H134ZM159 117H157V121L159 122L160 120H158ZM209 118V119H208ZM14 119V118H13ZM168 119V118H166ZM163 120V119H162ZM5 121V120H4ZM154 121V120H153ZM163 122V121H162ZM168 123V122H167ZM166 123V124H167ZM210 123V122H209ZM264 123V122H263ZM109 124V123H108ZM159 124V123H158ZM21 125V124H20ZM143 125V124H141ZM146 126V125H145ZM160 126V124H159ZM165 126V123H164ZM166 127V126H165ZM160 128L162 129V127L160 126ZM168 128V125H167ZM138 129V128H137ZM146 129H150V128H146ZM164 129V127H163ZM117 130V129H116ZM141 130V129H140ZM152 130V131H153ZM115 131V130H114ZM52 132V131H51ZM96 132V131H95ZM125 132V131H124ZM146 132V131H145ZM167 132V131H166ZM27 133V132H26ZM152 133V132H151ZM163 133H165V131H163ZM22 134V133H21ZM109 134V133H108ZM153 134V133H152ZM169 134V133H168ZM257 134V133H256ZM54 135V134H53ZM166 135V134H164ZM100 136V135H99ZM116 137V136H115ZM135 137V136H134ZM66 138V137H65ZM83 138V137H82ZM130 138V137H128ZM166 138V137H165ZM164 138V139H165ZM168 138V137H167ZM166 138V140H167ZM121 139V138H120ZM104 140V139H103ZM118 140V139H117ZM141 140V139H140ZM166 140H162L165 141L164 144L167 145ZM108 141V140H107ZM156 141V140H155ZM249 141V142H250ZM97 142V141H96ZM124 142V141H123ZM82 143V142H80ZM103 143V142H102ZM138 143V142H137ZM113 144V143H112ZM160 144V143H159ZM79 145V144H78ZM96 145V144H95ZM106 145V144H105ZM123 146V145H122ZM168 146V145H167ZM27 147V146H26ZM45 147V146H44ZM111 147V146H110ZM139 147V146H138ZM145 147V146H144ZM104 148V147H103ZM140 148V147H139ZM138 148V149H139ZM147 148V147H146ZM93 149V148H92ZM145 148H143L144 150ZM151 149V148H150ZM163 149V148H162ZM113 150L114 147H113ZM142 150V149H141ZM160 150V149H159ZM102 151V150H101ZM118 151V150H117ZM121 151V150H120ZM140 151V150H138ZM146 150H144L145 152ZM150 151V150H149ZM148 151V152H149ZM153 151V150H152ZM151 151V152H152ZM167 151L169 152V154L171 155L172 152L174 151H170V149H167ZM163 152V151H162ZM171 152V153H170ZM5 153V152H4ZM32 153V152H31ZM30 153V154H31ZM122 153V152H121ZM133 153V152H132ZM155 153V152H154ZM57 154V153H56ZM64 154V153H63ZM89 154V153H88ZM102 154L103 151H102ZM144 154V153H143ZM9 155V154H8ZM13 155V154H12ZM16 155V154H15ZM19 155V154H18ZM66 155V153H65ZM78 155V154H77ZM106 155V154H105ZM124 155V154H122ZM133 155V154H132ZM135 155V154H134ZM154 155V154H153ZM163 155V154H162ZM161 155V156H162ZM167 154H165L166 156ZM11 156V155H10ZM9 156V157H10ZM21 156V153H20ZM27 156V155H26ZM68 156V155H67ZM79 156V155H78ZM96 156V155H95ZM108 156V155H106ZM118 156V154L116 155ZM149 156V155H148ZM151 156V154H150ZM158 156V155H157ZM160 156V155H159ZM177 155L174 154V156H172V158H177V162L181 161L180 158L176 157ZM19 157V156H18ZM55 157V156H54ZM66 157V156H65ZM90 157V156H89ZM120 157V156H119ZM136 157V155H135ZM134 157V158H135ZM139 157V156H138ZM154 157L156 158V156L154 155ZM16 158V157H15ZM73 158V157H72ZM83 158V157H82ZM96 158V157H95ZM94 158V159H95ZM110 158V157H109ZM40 159V158H39ZM48 159V158H47ZM71 159V157H70ZM79 159V158H77ZM91 159V158H90ZM89 159V160H90ZM112 159V158H111ZM142 159V158H141ZM152 159V158H150ZM160 159V158H159ZM180 159V160H179ZM1 160V159H0ZM24 160V159H23ZM62 160V159H61ZM83 160V159H82ZM98 160V159H96ZM113 160V159H112ZM136 160V159H135ZM138 160V159H137ZM157 159H155L156 162ZM170 160V159H169ZM16 161V160H15ZM14 161V162H15ZM19 161V160H18ZM92 161V160H90ZM99 161V160H98ZM110 161V160H109ZM116 161V160H115ZM118 161V160H117ZM153 161V160H152ZM157 161H163L162 159L157 160ZM264 161V160H263ZM30 162V161H29ZM33 162V161H32ZM48 162V161H47ZM74 162V161H73ZM78 162V161H77ZM80 162V161H79ZM78 162V164H79ZM124 162V161H123ZM151 162V161H150ZM188 162V161H187ZM41 163V161H40ZM46 163V162H45ZM49 164H51L50 162H48ZM65 163V162H64ZM82 163V161H81ZM85 165L87 164L84 161ZM111 163V162H110ZM144 163V162H143ZM182 163V162H181ZM180 163V164H181ZM5 164V163H4ZM4 164H2L0 162V167H1V172H0V184H4L7 186V188H10L13 193L16 192L17 194H20L22 196H24V198L29 199V201H33L41 206L47 209H50L51 211H55L56 213H60L61 215L63 214L64 216V220L68 221V224L73 225V228H79L77 230H81L86 232L87 234H90L91 236H93L94 238L97 239L99 246L97 247H93L96 248L97 251H101V253L99 254V256H104L102 255L105 254L106 258L107 256L109 257V261H112L115 264H122L123 260H126L129 263H133V264H184V262H181V260H177L176 258H173L174 253L178 254L179 256H182L184 261L186 260L187 262L190 263H194V264H231L232 262L226 260V256H224L223 254V248L222 247H217L215 249L216 253L214 255V257H204L202 256V254H198V253H193L192 251H188V249H186L185 247H183L182 245H177L174 244L173 242L176 241L173 239V242L166 236V234H163L162 232H160L158 229L153 228V226H150L148 224V222H145V219H141L139 217V212H137L136 210V204H137V199H135L132 195L130 197L127 196V192L124 191V197L127 196L129 200H127L126 202L123 201L124 199L122 198V196L120 195L119 191L116 190V187H114V189L111 187L109 188L105 183L101 182V181H95L93 178L91 179L90 177H86L84 176V172L83 174L80 172H77L76 169L71 170L70 167L69 169H65L64 172H66V175H68L67 177H69V184L71 186L70 189H68V192L71 195H74L77 200H79V198H81L82 200L87 199L88 197L91 198V200H93L97 204H100L103 207H107L108 209H110V211L114 212V213H122L123 216L126 218V221L124 222L127 225V228L130 227L132 230H134V233H137L136 238L142 239L144 240L146 243H144V241H137L135 240V238L133 239L131 236L135 237L133 234L131 236H126L125 234L127 230H123L125 231V234H123L121 228H125V227H121L118 228L119 230H121L122 232H118L117 230H114L115 225L114 224H105V222L103 224H100L98 222H95L94 220H91L90 218L81 215L80 213H82V211H80L79 209H75V210H67L64 211V208L61 207L60 205H58V203H56V200L54 201L52 199V195H50L49 191V186L47 188L46 185H44V183L42 182H38V181H34L36 180L35 178H33V176H27L26 174H23V171L20 172L17 169L11 167L10 165L5 166ZM56 164V163H55ZM71 164V163H70ZM92 164V163H91ZM95 164V163H93ZM169 164V163H168ZM185 164V163H184ZM14 165V164H13ZM18 165V163H17ZM46 165V164H43ZM48 165V164H47ZM67 165V164H66ZM98 165V164H97ZM140 165V164H139ZM148 165V164H147ZM146 165V166H147ZM157 165V164H156ZM175 165V164H174ZM19 166V165H18ZM51 166V165H50ZM69 166V165H68ZM89 166V165H88ZM117 166V165H115ZM120 166V165H118ZM152 166V165H151ZM168 166V165H166ZM171 163H170V167L171 168ZM182 166V165H181ZM243 166V165H242ZM53 167H58V166H53ZM60 167V166H59ZM77 167V165H76ZM83 167V166H81ZM87 167V166H86ZM90 167V166H89ZM88 167V168H89ZM238 167V166H237ZM17 168V167H16ZM50 168V167H49ZM52 168V167H51ZM62 168V167H61ZM98 168V167H97ZM101 168V167H100ZM103 168V166H102ZM118 168V167H117ZM137 168V167H136ZM143 168V167H142ZM160 168V167H159ZM242 168V167H241ZM36 169V168H35ZM59 169V168H58ZM91 169V168H90ZM106 169V168H105ZM129 169V168H128ZM156 169V168H155ZM174 169V168H173ZM183 169H184V173H186V175L190 176L192 178V181L195 184H203L204 186H206L210 192V194H212V196L216 195L213 193H217L218 190H214V188L211 187V185H209L207 183V181L200 179L198 176H194V174L192 175L191 172L188 170V168L186 167V165H183ZM239 169V168H238ZM61 169H59L58 171H60ZM63 170V169H62ZM99 170V169H97ZM107 170V169H106ZM120 170V169H119ZM122 170V169H121ZM164 170V169H163ZM181 170V169H180ZM56 171V170H55ZM87 171V170H86ZM89 169L88 172L89 173ZM96 171V170H95ZM103 171V170H102ZM101 171V172H102ZM109 170H107L108 172ZM113 171V170H112ZM118 171V170H117ZM140 171V170H139ZM146 171V170H145ZM155 171V170H154ZM160 171V170H159ZM170 171V170H169ZM29 172V171H28ZM27 172V173H28ZM34 172V171H33ZM61 172V171H60ZM94 172V171H93ZM111 172V171H110ZM127 172V171H126ZM130 172V171H129ZM194 172V171H193ZM239 173L241 172L238 171ZM244 172V171H243ZM97 173V172H95ZM105 173V172H104ZM135 173V172H133ZM155 173V172H154ZM153 173V174H154ZM175 172L173 171V174ZM181 173V172H180ZM245 173V172H244ZM94 174V173H93ZM99 174V173H98ZM102 173H100L101 175ZM106 174V173H105ZM111 174V173H110ZM125 174V173H124ZM129 174V173H128ZM159 174V173H157ZM162 174V172H161ZM237 174V173H236ZM63 175V174H62ZM92 175V174H90ZM96 175V174H95ZM94 175V176H95ZM144 174H142L143 176ZM148 175V174H147ZM150 175V174H149ZM103 176V175H102ZM154 176V175H153ZM157 176V175H155ZM161 176V175H160ZM170 176V175H169ZM179 176V174H178ZM216 176V175H215ZM225 176V175H224ZM237 176V175H236ZM32 177V178H30ZM58 177V176H57ZM61 177V175H60ZM106 177V175H105ZM114 177V176H113ZM130 177V176H129ZM141 177V176H140ZM147 177V176H146ZM163 177V175L161 176ZM184 177V176H183ZM188 177V178H190ZM241 177L243 178L244 176L241 175ZM249 177V176H248ZM50 178V177H49ZM62 178V177H61ZM107 178V177H106ZM115 178V177H114ZM132 177H130L131 179ZM180 178V177H179ZM178 178V179H179ZM230 178V177H229ZM238 178V176H237ZM236 178V179H237ZM38 179V178H37ZM41 179V178H40ZM43 179V178H42ZM63 179V178H62ZM128 179V178H127ZM141 179V178H140ZM145 179V178H143ZM231 179V178H230ZM248 179V178H247ZM246 179V180H247ZM97 180V179H96ZM119 180V179H117ZM124 180V179H123ZM142 180V179H141ZM161 180V179H160ZM170 180V179H169ZM173 180V179H172ZM180 180V179H179ZM188 180V179H187ZM225 180V179H224ZM228 180V179H227ZM238 180V179H237ZM236 180V181H237ZM240 180V178H239ZM47 181V180H46ZM63 181V180H62ZM138 181V180H137ZM153 181V180H152ZM185 181V180H184ZM221 181V180H220ZM231 181H233V179H231ZM64 182V181H63ZM115 182V181H114ZM113 182V183H114ZM147 182V181H146ZM167 182V181H166ZM182 182V181H181ZM188 182V181H187ZM190 182V181H189ZM240 182V181H239ZM248 182V181H246ZM50 183V182H49ZM61 183V182H60ZM68 184V182H66ZM110 183V182H109ZM122 183V182H121ZM139 183V181H138ZM173 183V182H172ZM233 183V182H232ZM238 183V181H237ZM125 184V183H124ZM134 184V183H132ZM193 184V183H192ZM241 184V183H240ZM247 185V183H245ZM115 185V184H112ZM143 185V184H142ZM147 185V184H146ZM187 185V184H186ZM185 185V186H186ZM229 185V184H228ZM233 185V184H232ZM236 185V184H235ZM252 185V184H250ZM250 185L246 186L247 188H249L250 190ZM127 186V185H125ZM139 186V185H138ZM145 186V185H144ZM167 186V185H166ZM180 187V185H178ZM177 186V187H178ZM188 186V185H187ZM198 186V185H197ZM200 186V185H199ZM255 186V185H254ZM253 186V187H254ZM236 187V186H235ZM5 188V187H4ZM51 188V187H50ZM120 188V187H119ZM125 188V187H123ZM130 188V187H129ZM139 188H143V187H139ZM150 188V187H149ZM170 188V187H169ZM182 189V187H180ZM187 188V187H186ZM201 188V187H199ZM204 188V187H203ZM1 189V188H0ZM49 189V191H48ZM52 189V188H51ZM59 189V188H58ZM118 189V187H117ZM126 189V188H125ZM152 189V188H151ZM216 189V188H215ZM232 189V188H231ZM252 189V188H251ZM255 189V188H254ZM121 190H123L121 188ZM130 190V189H129ZM137 190V189H136ZM136 190L134 192H136ZM144 190V189H143ZM146 190V189H145ZM144 190V191H145ZM173 190V189H172ZM171 190V191H172ZM183 190V189H182ZM200 190V189H199ZM238 190V188H237ZM3 188L2 190H0V233L3 234L6 237L14 240L15 242L19 243L21 246H23L26 250L34 253L37 257L39 256L42 260L48 262L49 264H95L97 263L95 260V263L92 261L93 259L96 258H91L90 261H85L84 259H81L79 255L84 254L85 252H87V248L89 246V249L92 250V246L88 245L86 242V244L88 245L86 247V244L81 245V247L86 250L84 253H82V251H80V253L78 254L76 248L74 249V242L68 238L69 236H64L63 234H60V232L53 231L54 229H52L51 224H49V227H51V229L49 227H47V223L45 225L40 224L35 220V217L33 216V214H28L29 212L25 209V211L22 209L23 206H19L17 204L14 203V200H12V195L10 196L8 193H6L7 195H9L11 197L10 200H12V202L8 199V197L4 196L3 193ZM127 191V190H126ZM148 191V190H147ZM152 191V190H151ZM185 191V190H184ZM201 191V190H200ZM203 191V190H202ZM217 191V192H216ZM221 191V190H220ZM239 191V190H238ZM257 191V190H256ZM5 192V191H4ZM11 192V191H10ZM121 192V191H120ZM154 192V191H153ZM159 192V191H158ZM194 192V191H193ZM196 192V190H195ZM198 192V191H197ZM204 192V191H203ZM206 192V191H205ZM208 192V191H207ZM224 192V191H223ZM242 192V191H241ZM241 192L239 194H241ZM57 193V191L55 192ZM189 193V191H188ZM222 193V192H221ZM220 192H218V194H221ZM225 193V192H224ZM228 193V192H227ZM155 194V193H154ZM161 194V193H160ZM170 194V193H169ZM174 194V193H173ZM186 194V193H185ZM190 194V193H189ZM257 194V193H256ZM69 195V194H68ZM157 195V194H156ZM167 195V194H166ZM188 195V194H187ZM207 195V194H206ZM222 195V194H221ZM220 195V196H221ZM228 194H225V196ZM244 194L242 193L241 196H243ZM57 196V195H56ZM151 196V195H150ZM161 196V195H160ZM172 196V195H171ZM175 196V195H174ZM185 196V195H184ZM193 196V195H192ZM191 196V197H192ZM211 196V195H210ZM218 196V195H217ZM9 197V198H10ZM17 197V196H16ZM15 197V198H16ZM73 198V196H71ZM125 197V198H127ZM136 197V196H135ZM140 197V196H139ZM137 197V198H139ZM154 197V196H153ZM165 197V196H164ZM205 197H209V196H205ZM216 197V196H215ZM229 197V196H228ZM231 197V195H230ZM235 197V196H234ZM225 198V197H224ZM227 198V196H226ZM14 199V198H13ZM146 199V198H145ZM144 199V200H145ZM154 199V198H153ZM191 199V198H190ZM189 199V200H190ZM196 200L195 198H192V200ZM212 199V198H211ZM220 199V198H219ZM223 199V198H221ZM236 199V198H235ZM16 200V199H15ZM58 200V199H57ZM143 200V198H142ZM152 200V199H151ZM162 200V199H161ZM160 200V201H161ZM164 200V199H163ZM198 200V198H197ZM196 200V201H197ZM229 200V198L227 199ZM230 200L233 201L232 198H230ZM238 200V199H237ZM28 201V202H29ZM59 201V200H58ZM89 201V198H88ZM92 201V202H93ZM139 201V199H138ZM149 201V200H148ZM158 201V200H157ZM156 201V202H157ZM195 201V202H196ZM206 201V199H205ZM85 203V201H82ZM130 202V203H129ZM142 204L144 202L139 201ZM154 202V201H152ZM156 202H154L153 204H155ZM162 202V201H161ZM165 202V201H164ZM181 202V201H180ZM185 202V201H184ZM18 203V202H17ZM76 203H78V201H76ZM140 203V205H141ZM203 203V202H201ZM210 203V202H209ZM220 203V202H219ZM241 203V202H240ZM261 203V202H260ZM27 204V203H26ZM60 204V203H59ZM198 204V203H197ZM215 204V203H214ZM217 204V203H216ZM223 204V203H222ZM228 204V203H227ZM243 204V203H241ZM241 204H237V205H241ZM257 204V203H256ZM20 205V204H19ZM29 205V204H28ZM36 205V204H35ZM34 205V206H35ZM139 205V206H140ZM144 205V204H143ZM152 206V204H150ZM160 205V204H159ZM171 205V204H170ZM190 205V204H189ZM208 205V204H207ZM219 205V204H218ZM218 205H216V207H218ZM232 205V204H231ZM27 206V205H26ZM37 206V205H36ZM77 206V205H76ZM147 206V204H146ZM150 206V207H151ZM156 206V205H155ZM161 206H163V204H161ZM179 206V205H178ZM205 206V205H204ZM260 206V205H259ZM32 207V206H30ZM142 207V206H141ZM165 207V204H164ZM168 207V206H167ZM176 207V206H175ZM184 207V205H183ZM182 207V208H183ZM191 207V206H190ZM207 207V206H206ZM210 207V206H209ZM221 207V205H220ZM240 207V206H239ZM258 207V206H257ZM63 208V210L61 209ZM78 208V207H77ZM98 208V207H97ZM144 208V207H143ZM142 208V210H143ZM173 208L170 206V209ZM208 208V207H207ZM215 208V207H214ZM219 208V207H218ZM234 208V207H233ZM248 208V207H247ZM254 208V207H253ZM30 209V208H29ZM96 209V208H95ZM100 209V208H99ZM103 209V208H102ZM158 209V208H157ZM169 209V208H168ZM177 209V208H176ZM180 209V208H179ZM187 209V208H186ZM195 209V208H193ZM222 209V208H221ZM43 210V209H42ZM79 210V211H77ZM153 211V209H151ZM150 210V211H151ZM175 210V209H174ZM178 210V209H177ZM210 210V209H209ZM224 210V209H222ZM98 211V210H97ZM103 211V210H102ZM140 211V210H139ZM161 211V208H160ZM159 210L158 212L161 213ZM164 211V210H163ZM162 211V214L164 215L165 213ZM172 211V210H171ZM181 211V210H180ZM194 211V210H193ZM192 211V212H193ZM34 212V211H33ZM50 212V211H49ZM106 212V211H104ZM111 212V213H112ZM147 212V211H146ZM156 212V211H155ZM177 212V211H176ZM197 212V211H196ZM209 212V211H208ZM220 212V211H219ZM258 214H260L258 211H256ZM45 213V212H44ZM55 213V214H56ZM100 213V212H99ZM113 213V214H114ZM117 213V214H119ZM145 213V212H144ZM151 213V212H150ZM157 213V215L159 214ZM172 213V212H171ZM190 213V212H189ZM195 213V212H194ZM224 213V212H223ZM254 213V212H253ZM38 214V213H37ZM48 213H46L47 215ZM58 214V215H60ZM107 214V213H106ZM117 214L115 215L117 217ZM156 214V213H155ZM179 214V213H178ZM186 214V213H185ZM192 214V213H191ZM205 214V212H204ZM230 214V213H229ZM251 214V211H250ZM257 214V215H258ZM45 215V216H46ZM51 215L53 216L54 214L51 213ZM57 215V214H56ZM86 215V214H85ZM110 215V214H109ZM108 215V216H109ZM151 215V214H150ZM175 215V214H174ZM184 216V213L182 214ZM181 215V216H182ZM195 215V214H194ZM198 215V214H196ZM208 215V214H207ZM218 215V213H217ZM221 215V214H220ZM247 220L249 222H252L255 226V228L257 227V229L255 231H247V230H234L232 233V243H230V245L227 247V250L230 253V257L232 259V261L236 264H264V208L262 210L261 216H248L249 214H247ZM256 215V214H254ZM33 216V217H31ZM170 216V215H169ZM166 214V217H168L169 219L171 217H169ZM187 216V215H186ZM201 216V215H200ZM62 217V216H61ZM119 217V216H118ZM122 217V216H121ZM180 217V216H179ZM194 217V216H193ZM47 218V217H46ZM49 218V217H48ZM56 218V217H55ZM63 218V217H62ZM143 218V217H142ZM149 217H147L148 219ZM156 218V217H155ZM161 218V217H159ZM181 218V217H180ZM184 218V217H183ZM201 218V217H200ZM217 218V217H216ZM219 218V217H218ZM223 218V217H222ZM237 218V217H236ZM41 219V218H39ZM51 219V218H50ZM60 219V218H59ZM120 219V218H119ZM162 219V218H161ZM167 219V218H166ZM189 219V217L187 218ZM196 219H199L196 218ZM226 219V216H225ZM61 220V219H60ZM96 220V219H95ZM109 220V219H108ZM113 220V219H112ZM116 220V218H115ZM171 220V219H170ZM175 220V219H172ZM171 220V221H172ZM65 221L63 224H65ZM122 221V219H121ZM157 221V220H155ZM168 221V219H167ZM199 221V220H198ZM219 221V220H218ZM234 221V220H233ZM237 221V219H236ZM244 221V220H243ZM242 221V222H243ZM45 222V221H44ZM57 222V221H56ZM112 222V221H111ZM175 222V221H174ZM178 222V221H177ZM190 222V220H189ZM193 222V221H192ZM220 222V221H219ZM225 222V220H224ZM235 222V221H234ZM247 222V221H246ZM244 222V223H246ZM41 223H42V219H41ZM120 223V222H119ZM186 223V222H185ZM195 225V222H193ZM207 223V222H206ZM230 223V222H229ZM232 223V222H231ZM238 223V222H237ZM67 224V223H66ZM158 224V223H157ZM190 224H192L190 222ZM201 224V223H200ZM219 224V223H217ZM252 224V227H253ZM47 225V226H46ZM119 225V224H118ZM121 225V224H120ZM163 225V224H162ZM181 225V224H180ZM226 225V222H225ZM64 226V225H63ZM62 226V227H63ZM68 226V225H67ZM124 226V224H123ZM184 226V225H183ZM187 228H188V224H186ZM196 226V225H195ZM219 226V225H218ZM157 227V226H156ZM168 227V226H167ZM172 227V225H171ZM176 227V226H175ZM185 227V226H184ZM190 227V226H189ZM192 227V226H191ZM215 227V226H214ZM217 227V225H216ZM229 227H231L230 225H228V229ZM243 227V226H242ZM247 227V225H246ZM113 228V229H110ZM116 228V227H115ZM159 228V227H158ZM164 228V227H163ZM174 228V227H173ZM179 228V226H178ZM222 228V227H221ZM220 228V229H221ZM70 229V228H69ZM117 229V228H116ZM168 229V228H167ZM166 229V230H167ZM194 229V228H193ZM198 229V228H197ZM196 229V230H197ZM219 229V228H217ZM216 229V230H217ZM225 229H227V227H225ZM232 229V228H231ZM242 229V228H241ZM250 229V228H249ZM63 230V229H62ZM71 230V229H70ZM129 230V229H128ZM174 230V229H173ZM176 230V229H175ZM174 230V231H175ZM181 230V229H180ZM179 230V231H180ZM185 230V228H184ZM214 230V229H213ZM223 230V228H222ZM251 230V229H250ZM61 231V230H60ZM178 231V230H176ZM182 231V230H181ZM208 231V230H207ZM212 231V230H211ZM210 231V232H211ZM224 231V230H223ZM129 232V231H127ZM164 232V231H163ZM190 232V231H189ZM196 232V231H195ZM209 232V234H210ZM74 233V232H73ZM201 233V232H199ZM202 233H205L202 231ZM225 233V232H224ZM67 234V233H66ZM83 234V233H82ZM181 234V233H180ZM183 234V233H182ZM191 234V233H190ZM189 234V235H190ZM207 234V233H206ZM212 234V233H211ZM210 234V235H211ZM219 234V233H218ZM221 234V232H220ZM2 235V236H3ZM68 235V234H67ZM130 235V234H129ZM184 235V234H183ZM194 235V234H193ZM202 235V234H201ZM214 235V234H213ZM216 235V234H215ZM89 236V235H88ZM176 235H174L175 237ZM181 236V235H180ZM192 236V235H190ZM196 236V235H195ZM208 236V235H206ZM218 236V235H217ZM85 237V236H84ZM92 237V238H93ZM173 237V236H172ZM179 237V236H178ZM215 237V236H213ZM83 238V237H82ZM89 238L88 239H92ZM197 238V237H196ZM216 238V237H215ZM84 239V238H83ZM186 239V236H185ZM191 239V238H190ZM199 239H201L199 237ZM198 239V240H199ZM214 239V238H213ZM217 239V238H216ZM215 239V240H216ZM85 240V239H84ZM95 240V239H92ZM91 240V241H92ZM212 240V239H211ZM214 240V241H215ZM90 241V240H89ZM179 241V240H178ZM184 241V240H183ZM186 241V240H185ZM195 241V240H193ZM207 241V240H206ZM204 241V242H206ZM217 241V240H216ZM220 241V239H219ZM227 241V240H226ZM96 242V241H95ZM141 242V243H140ZM182 242V241H181ZM187 242V241H186ZM85 243V242H84ZM90 243V242H89ZM176 243V242H175ZM192 243V242H191ZM219 243V242H218ZM75 246L79 245L80 243H76L75 242ZM183 244V243H182ZM195 244V243H194ZM194 244L192 245V247L194 246ZM208 244V242H207ZM229 244V243H228ZM188 245V244H187ZM196 245V244H195ZM198 245V244H197ZM190 246V245H189ZM203 246V245H202ZM209 246V245H208ZM214 246V243H213ZM91 247V248H90ZM188 247V246H187ZM196 247V246H195ZM210 247H212L210 245ZM225 247V245H224ZM206 248V247H204ZM95 249V250H96ZM209 249V248H208ZM3 250V249H2ZM82 250V249H81ZM89 250V251H90ZM94 250V249H93ZM94 250V252H95ZM190 250V249H189ZM193 250V249H192ZM203 250V249H202ZM198 251V250H196ZM208 251V250H207ZM210 251V250H209ZM214 251V250H213ZM93 252V251H92ZM195 252V251H194ZM88 253V252H87ZM86 253V254H87ZM96 253V252H95ZM204 253V252H203ZM1 254V253H0ZM89 254H91V252H89ZM94 254V253H93ZM91 254V255H93ZM97 254V253H96ZM175 254V255H176ZM207 254V253H206ZM85 257V254L83 255ZM96 256V255H95ZM98 256V255H97ZM177 256V255H176ZM208 256V255H207ZM213 256V255H212ZM89 257H86L89 258ZM94 257V255H93ZM181 257V258H182ZM98 258V257H97ZM104 260V257H102ZM99 259V258H98ZM120 263L118 262V260H121ZM89 260V259H87ZM106 260V259H105ZM19 261V260H18ZM102 260L100 259V262ZM110 261V262H111ZM183 261V260H182ZM98 262V263H100ZM107 262V261H106ZM128 263V264H129ZM0 264H10V262L5 263V258L3 256L0 255ZM102 264V263H100ZM103 264L104 261H103ZM108 264V262H107ZM111 264V263H110ZM188 264V263H187Z\"/></svg>",
    "mask_w": 264,
    "mask_h": 264
}]
</instances>
